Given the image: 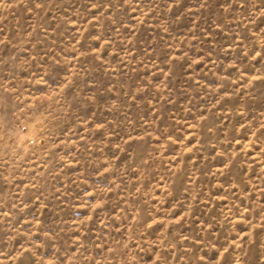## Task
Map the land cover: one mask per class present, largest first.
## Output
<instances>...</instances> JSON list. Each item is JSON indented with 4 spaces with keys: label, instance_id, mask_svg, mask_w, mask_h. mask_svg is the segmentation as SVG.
<instances>
[{
    "label": "rangeland",
    "instance_id": "374dc122",
    "mask_svg": "<svg viewBox=\"0 0 264 264\" xmlns=\"http://www.w3.org/2000/svg\"><path fill=\"white\" fill-rule=\"evenodd\" d=\"M0 264H264V0H0Z\"/></svg>",
    "mask_w": 264,
    "mask_h": 264
}]
</instances>
